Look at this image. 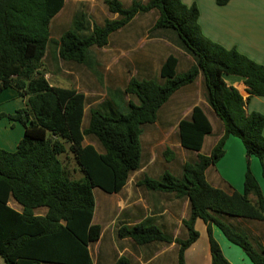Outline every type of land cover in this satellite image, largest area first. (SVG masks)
Masks as SVG:
<instances>
[{"label": "trees", "instance_id": "obj_1", "mask_svg": "<svg viewBox=\"0 0 264 264\" xmlns=\"http://www.w3.org/2000/svg\"><path fill=\"white\" fill-rule=\"evenodd\" d=\"M230 0H216L225 6ZM66 0H0V93L15 89L25 106L13 114L0 112V119L19 122L23 139L13 152L0 148V264H93L90 245L97 242L102 227L93 222L96 188L119 193L133 173L142 168L141 138L144 126L154 124L165 104L180 89L203 78L205 100L223 125V134L209 155L201 153L213 127L200 106L178 125L179 143L198 153L185 162L179 175L165 172L160 179L145 177L140 185L149 191L174 194L188 199L189 217L183 221L185 239H174L156 225L123 226L118 239L129 238L140 246L175 242L178 264H186L185 253L198 239L195 224L207 226L212 264H231L213 235V225L239 246L253 264H264V247L231 221L264 223V195L250 161L244 191L224 190L209 183L206 172L225 154L230 136L239 138L248 157L264 160V115L248 113L250 97H264V65L207 38L199 25V8L182 0H105L116 15L103 25L94 24L85 34L87 16L79 13L58 43V57L66 62L87 65L93 47H105L110 36L129 25L140 13L159 12L154 29L173 32L180 47L194 65L177 72L178 59L169 55L161 65L160 78L132 77L124 93L137 98L125 105L91 108L86 116V96L76 89L52 85L46 78L44 59L52 42L51 25L64 9ZM225 76L243 80L249 98L229 85ZM93 136L103 151L85 138ZM71 154L83 176L70 177L62 156ZM170 161L173 151L167 148ZM15 202L18 208L11 206ZM44 210V214L38 211ZM115 264H133L120 257Z\"/></svg>", "mask_w": 264, "mask_h": 264}, {"label": "crops", "instance_id": "obj_2", "mask_svg": "<svg viewBox=\"0 0 264 264\" xmlns=\"http://www.w3.org/2000/svg\"><path fill=\"white\" fill-rule=\"evenodd\" d=\"M182 2L188 6L193 4L198 6L199 25L207 38L228 49L236 48L251 60L264 65V0H230L225 6L217 5L216 0H182ZM171 55L178 59L177 72L179 74L188 71L194 65L193 58L185 51H182L181 56ZM225 80L240 92L244 100L249 98L247 88L241 78L225 76ZM198 82H200L202 92V89L204 90L203 78L199 76L195 83L183 87L171 98L173 99L175 96L177 99L184 98L183 102L179 101L182 104L178 103L181 106H178L176 112L168 111L162 114V108L158 114V120L163 118L171 121L179 118L178 128L180 121L189 119L193 108L200 106L213 127L212 134L205 138L203 145L204 149L207 139L214 137L208 152L205 153V155H209L223 134V125L205 99H195L193 94ZM171 99L166 104L170 103ZM188 105L191 107L187 108ZM24 106L25 101L15 89L8 88L0 93V112L13 114ZM246 110L248 113L258 112L264 115V97H250ZM214 122L217 124V130L214 128ZM24 134L25 129L19 122L9 121L6 118L0 119L1 149L15 151ZM224 149V156L206 172L209 183L216 188L233 189L243 193L247 160L249 159L251 170L264 195V160L260 161L255 156L248 157L243 142L234 136L227 139ZM151 169H153L151 164L142 167L130 177L127 185L119 193L110 194L118 200L116 207L115 204L113 207L111 202L113 198L104 197L101 199L98 209L96 205L93 222L102 227V234L97 242L90 245L93 264H115L116 260L123 256L133 264H178L179 247L175 242L140 246L129 238H117V231L121 227H132L137 224L156 225L174 239H185L187 236L183 221L190 214L189 200L177 199L174 194L170 193L149 191L141 186L140 182L145 177L160 179L165 172H169L164 171L161 175L156 176ZM137 185L139 187L135 189ZM135 190L136 194L133 196ZM261 225L263 235L260 239H255L249 232L245 233L251 237L254 243L264 247V223ZM195 227L199 232V239L187 249L186 264H212L207 226L199 219L196 221ZM212 229L214 238L231 264H253L239 246L226 238L218 226L213 225ZM261 240L263 241L261 242Z\"/></svg>", "mask_w": 264, "mask_h": 264}, {"label": "rangeland", "instance_id": "obj_3", "mask_svg": "<svg viewBox=\"0 0 264 264\" xmlns=\"http://www.w3.org/2000/svg\"><path fill=\"white\" fill-rule=\"evenodd\" d=\"M121 1L126 7L130 6L132 2V0ZM139 1L146 3L148 0ZM81 12L87 16L85 34L92 32L94 24L103 25L106 20L117 18L116 15L108 11L105 0H66L64 9L54 18L51 25L52 42L44 59V71L47 73L45 78L52 85L76 89L85 94L86 117L83 127L86 128L91 108L107 106L117 109L118 105H125L124 102L132 101L137 103L136 97L124 93L129 80L132 77L161 80L160 67L163 62L171 54L181 56L184 50L180 47L173 32L154 29L159 12L152 10L138 14L129 25L114 32L110 36L107 46L93 47L90 50L87 65L63 61L58 57V45L56 43L59 42L61 35L71 28L75 17ZM195 87L196 90L193 94L195 99H205L204 90L202 89V92L200 90V82L196 83ZM179 101L183 102L184 98L177 99V96H175L170 103L163 107L161 113L176 112L178 106L182 104ZM186 107L189 108L191 105ZM178 122L179 118L171 121L160 118L156 123L144 126L142 167L151 164L153 166L151 171L156 176L161 175L164 171L179 175L182 165L185 162L194 161L198 156V153L187 151L181 147L177 128ZM214 128H217L216 122H214ZM213 140L214 137L207 139L202 150L203 155L208 152ZM87 143L95 145L99 150L103 151L95 137L87 136L85 144ZM167 148L171 149L174 154L170 161H167L163 155ZM61 159L67 166L71 178L79 179L83 176L71 154L67 157L62 156ZM140 176L142 177V174ZM138 187V185L135 186V189H138ZM135 194L136 190L133 196ZM94 195L97 209L103 197L113 198V195L99 188L94 190ZM111 202L113 207L114 204L116 207L118 200L113 198ZM11 206L18 208L15 202ZM38 213L44 214L45 211L40 210ZM231 222L239 225L242 231L249 232L255 239H260L263 235L261 223Z\"/></svg>", "mask_w": 264, "mask_h": 264}]
</instances>
